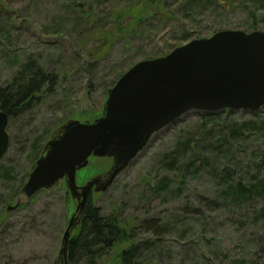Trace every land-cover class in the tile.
Listing matches in <instances>:
<instances>
[{
  "label": "rangeland",
  "instance_id": "374dc122",
  "mask_svg": "<svg viewBox=\"0 0 264 264\" xmlns=\"http://www.w3.org/2000/svg\"><path fill=\"white\" fill-rule=\"evenodd\" d=\"M223 29L264 32V0H0V86L27 57L55 75L35 106L8 119L0 264H55L76 206L64 183L7 210L52 132L99 117L107 90L137 61ZM223 165L245 185L264 176V106L186 112L154 134L106 191L93 193V205L135 219L140 240L159 239L145 264H264L263 198H229L237 192L208 174ZM110 166L111 158L91 156L76 185Z\"/></svg>",
  "mask_w": 264,
  "mask_h": 264
},
{
  "label": "water",
  "instance_id": "95a60500",
  "mask_svg": "<svg viewBox=\"0 0 264 264\" xmlns=\"http://www.w3.org/2000/svg\"><path fill=\"white\" fill-rule=\"evenodd\" d=\"M264 106V32L223 29L167 54L137 61L107 90L101 115L58 126L14 198V209L60 181L76 206L63 231L55 264H68L71 236L88 198L102 193L150 138L188 111H257ZM7 112L0 110V159L7 151ZM93 157L109 169L79 187L76 171Z\"/></svg>",
  "mask_w": 264,
  "mask_h": 264
},
{
  "label": "trees",
  "instance_id": "16d2710c",
  "mask_svg": "<svg viewBox=\"0 0 264 264\" xmlns=\"http://www.w3.org/2000/svg\"><path fill=\"white\" fill-rule=\"evenodd\" d=\"M54 83L53 73L46 72L37 61L27 57L19 64L10 81L0 86V110L7 112L8 119L14 118L35 106L38 101L37 96L49 92ZM33 145L32 152L38 147L37 142ZM43 147L33 163L42 153ZM229 168L228 165H223L219 169H210L209 177L225 187L227 191L235 190L237 195L229 194V198L234 196L241 204L254 199V193L260 194L264 201V176L258 178L253 176L254 183L245 185L234 173L235 171ZM0 171L2 173L0 179L10 177L9 168L0 165ZM93 203L94 198L91 194L85 205L80 224L70 239L68 264H145L144 254L152 252L159 239L140 240L135 232L138 228L135 219L127 221L121 219L114 210L105 215ZM258 212L264 215V203Z\"/></svg>",
  "mask_w": 264,
  "mask_h": 264
},
{
  "label": "flooded vegetation",
  "instance_id": "af4514ba",
  "mask_svg": "<svg viewBox=\"0 0 264 264\" xmlns=\"http://www.w3.org/2000/svg\"><path fill=\"white\" fill-rule=\"evenodd\" d=\"M62 182L64 183V181L62 180Z\"/></svg>",
  "mask_w": 264,
  "mask_h": 264
}]
</instances>
